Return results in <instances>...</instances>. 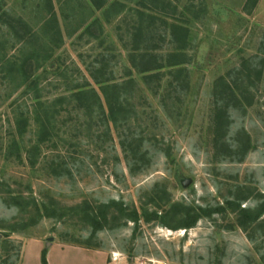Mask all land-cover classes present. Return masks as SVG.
<instances>
[{
	"label": "rangeland",
	"instance_id": "rangeland-1",
	"mask_svg": "<svg viewBox=\"0 0 264 264\" xmlns=\"http://www.w3.org/2000/svg\"><path fill=\"white\" fill-rule=\"evenodd\" d=\"M171 23L189 31L186 76L176 79L168 74L176 68L166 67L161 80H146V63L131 66L129 54L150 50L165 65L177 46ZM244 59L261 78L250 69L246 87L235 80L246 99L238 94L242 107L230 101L215 141L214 82L230 72L234 85ZM26 62L29 80L19 67ZM95 68L99 81L134 80L135 109L113 124L64 101L46 123L49 140L39 142L41 104L76 84L97 89ZM18 118L26 121L22 135ZM13 139L19 150H11ZM0 188L62 212L114 201L140 215L135 223L111 206L97 228L70 209L62 217L22 213L0 193V264H22L23 244L34 240L51 264H97L76 251L61 256L65 245L101 252L103 264H264V213L251 239L227 205L264 202V0H0ZM192 209L200 214L193 227H173ZM156 210L146 221L143 214ZM26 264L38 263L30 255Z\"/></svg>",
	"mask_w": 264,
	"mask_h": 264
},
{
	"label": "trees",
	"instance_id": "trees-1",
	"mask_svg": "<svg viewBox=\"0 0 264 264\" xmlns=\"http://www.w3.org/2000/svg\"><path fill=\"white\" fill-rule=\"evenodd\" d=\"M257 0H249L251 5H255ZM170 40L174 43H177V46L173 48L170 52L166 54V64L164 65L162 62L158 61L159 56L157 54H153L150 50H142L137 51L129 54V62L131 66L138 67V65H142L146 63L143 66L142 72H145L146 80L148 78H155L161 80L162 77L165 75L163 72H160L161 69L164 68H174L173 71H168L169 75H172L177 79L179 77L186 76V69L182 67L183 63L186 62L185 59L187 57L186 52L184 51L187 43H188V28L177 24V23H171L170 24ZM163 59V60H164ZM138 61V62H137ZM28 62V61H27ZM26 63H23L20 67V69L23 72V75H25L26 79L29 80L30 77V64L27 67L28 70H25ZM137 62V63H136ZM248 59H244L241 63V68L235 69L233 71L234 74H236L234 77V82L232 83L228 81V77L231 76L230 72L226 75L219 76L213 85V94H214V115L211 119V125H213V139L219 140L224 135V131L226 130V127L228 125V108L230 101H233L235 105L237 106H243V101L238 98V94L242 96V99H246V95L244 92L239 90V86L236 83V79H241V85H245V80L250 79V69L248 68ZM152 65H156L153 67ZM181 65V66H180ZM255 73V76L257 77V80H260L263 70L262 69H252ZM163 71V70H162ZM232 71V72H233ZM90 76L95 81V85L98 86L96 89L90 84H84L79 85L76 84L72 86L71 88H68L67 95H61L58 98L54 99L52 103H48L46 105H42V113L44 114V119L42 120L39 116L37 118V123L39 124V133H38V141H45L49 140L50 132L48 130V127L46 126V123H50L51 119H54V115H51V111H55V109H61L58 108L64 101L73 102L75 104V108L78 110H83L86 115L89 117L96 112L95 114L101 119H103L106 122H112L113 124H116L117 122V116H121L126 114L127 112H132L135 108L133 104L131 103L130 99V93L129 90L131 89L134 80L132 78H128L123 83H109L106 81H99L97 74L99 73V69H92L89 70ZM27 75V76H26ZM167 75V74H166ZM184 75V76H183ZM251 82V80H250ZM135 83V82H134ZM147 82L145 81V84ZM246 87V85H245ZM247 89V88H246ZM56 112V111H55ZM59 112V110L57 111ZM119 119V118H118ZM25 124L26 121H24L23 118L17 119V125H18V134L22 135L23 131H25ZM11 150L14 148L15 150H19L17 141L13 139V145L10 146ZM39 146L35 145L29 150L26 151L27 154L34 152L38 149ZM229 151V147L227 149ZM30 166H34L36 164L35 159L30 158ZM1 189V188H0ZM165 191V190H164ZM0 193H4L5 197L4 200L7 202H10L13 206L18 207L22 213H28V211H31L34 209L37 213H43L47 216H63L67 215V210H72L75 215L80 216L82 219H85L87 221H90L93 226L101 227L102 223L106 222L108 220V214H109V208L111 206H114L116 208L120 209V214H123L127 217H129L131 220H133L135 223L138 222L140 219V215L137 212H133L131 214H127L126 211L122 208L121 204H117L116 202H112L110 206L102 204L95 208V206H91V204L87 201H83L81 204L74 207L65 208V212L60 211L61 208H53L47 206L43 201L39 203L35 197L32 195L24 196L22 193L14 194L10 190H0ZM227 205L235 209L237 211V225L240 226L242 229L247 231L248 237L253 239V236L250 232H253L254 225L260 220L262 214L264 213V202L259 205L258 208L253 209L251 207H240L239 202L235 201H228ZM178 206L177 204H172L169 209L163 210V213H168L171 209ZM160 208H163L160 206ZM202 209V208H200ZM193 210V209H192ZM209 211V210H208ZM202 212H207V210L202 209ZM211 212V211H209ZM111 213V212H110ZM143 217L146 221H149L153 219L154 217H158L157 210L154 212H151L150 214L144 213ZM165 217V216H164ZM200 217L199 213H196L195 210H193V214H189L186 218H182L181 222L177 224V228H190L193 227ZM28 225L27 223L25 224ZM7 229L10 231H15L17 229V226H6ZM23 227V225H22ZM47 249L43 248L41 251V264H48L46 259Z\"/></svg>",
	"mask_w": 264,
	"mask_h": 264
},
{
	"label": "crops",
	"instance_id": "crops-1",
	"mask_svg": "<svg viewBox=\"0 0 264 264\" xmlns=\"http://www.w3.org/2000/svg\"><path fill=\"white\" fill-rule=\"evenodd\" d=\"M34 241H35L34 243L30 242V241H26L23 244V252L24 253H23V257H22V261H23L22 264L27 263L28 257L30 255H33V258L35 259V261L38 264H40L39 263V260H40L39 254H40V251L43 247V243L39 240H34ZM31 243H33V244H31ZM29 244L31 245L30 248L28 247ZM61 249H66L65 252H63V253L61 252L62 253L61 256L68 254V252L76 251L78 254H80L84 258L95 261V262H97V264H103V257H105L101 254V252L86 249L83 247H78V246L65 245V246H62ZM47 259H48V263L51 264V253H50V251L49 252L47 251ZM108 264H113V261L111 260L110 262H108Z\"/></svg>",
	"mask_w": 264,
	"mask_h": 264
},
{
	"label": "water",
	"instance_id": "water-1",
	"mask_svg": "<svg viewBox=\"0 0 264 264\" xmlns=\"http://www.w3.org/2000/svg\"><path fill=\"white\" fill-rule=\"evenodd\" d=\"M190 180L189 179H186V180H183L182 181V185L183 186H187L189 184Z\"/></svg>",
	"mask_w": 264,
	"mask_h": 264
}]
</instances>
